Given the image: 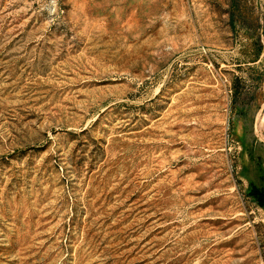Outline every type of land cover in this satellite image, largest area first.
Here are the masks:
<instances>
[{"label":"rangeland","instance_id":"obj_1","mask_svg":"<svg viewBox=\"0 0 264 264\" xmlns=\"http://www.w3.org/2000/svg\"><path fill=\"white\" fill-rule=\"evenodd\" d=\"M0 264H264V0H0Z\"/></svg>","mask_w":264,"mask_h":264}]
</instances>
